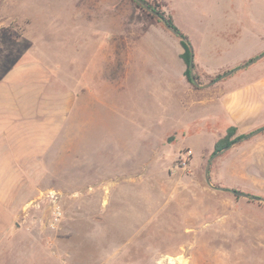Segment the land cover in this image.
<instances>
[{"label":"rangeland","instance_id":"obj_1","mask_svg":"<svg viewBox=\"0 0 264 264\" xmlns=\"http://www.w3.org/2000/svg\"><path fill=\"white\" fill-rule=\"evenodd\" d=\"M158 1L188 37L201 86L264 53V0ZM136 13L132 0H0V80L38 64L71 102L55 144L25 171L19 232L0 264H264V204L206 180L231 123L209 104L184 110L180 38L163 22L144 32ZM263 76L264 58L209 88ZM210 175L264 198V133ZM49 192L63 209L57 230Z\"/></svg>","mask_w":264,"mask_h":264},{"label":"crops","instance_id":"obj_2","mask_svg":"<svg viewBox=\"0 0 264 264\" xmlns=\"http://www.w3.org/2000/svg\"><path fill=\"white\" fill-rule=\"evenodd\" d=\"M54 83V77L38 64L17 67L0 80V256L5 239L19 232L25 171L49 153L71 105L64 95L58 96ZM229 87L184 85L187 100L183 108L189 111L199 104L212 105L205 112L209 117L223 116L231 123L228 128L235 126L240 132L263 124L264 76Z\"/></svg>","mask_w":264,"mask_h":264},{"label":"trees","instance_id":"obj_3","mask_svg":"<svg viewBox=\"0 0 264 264\" xmlns=\"http://www.w3.org/2000/svg\"><path fill=\"white\" fill-rule=\"evenodd\" d=\"M132 1L135 4L136 10H137V13L134 16V19L141 25L144 32L148 31V29L152 25H155V24L161 25L162 24V21L158 17L151 14L144 6H142L140 3H138L135 0H132ZM143 1L146 3V5L149 8H151L154 12L158 13L160 18H162L167 25L177 29L184 37H186L188 39V37L185 36L177 28V26L174 23L173 18L170 15L166 14V11L164 10V8H165L164 2L158 1V0H143ZM180 44H181L182 48L184 49V52L180 55V58L183 60L185 66H186L184 76L186 77L187 82L192 87L198 89V86L192 80L191 72H190L192 50L189 47V45L181 39H180ZM195 69H196V66H195ZM195 75H196L197 80H200L199 76L197 74H195ZM243 136H245V135L239 134V129L237 127H235V126L229 127L226 131L225 136L216 141L213 154H215L216 152H218V151L222 150L223 148L229 146L230 144H232L233 142L242 138ZM237 198H239V197H237Z\"/></svg>","mask_w":264,"mask_h":264},{"label":"water","instance_id":"obj_4","mask_svg":"<svg viewBox=\"0 0 264 264\" xmlns=\"http://www.w3.org/2000/svg\"><path fill=\"white\" fill-rule=\"evenodd\" d=\"M138 3H140L142 6H144L148 11H150L151 13H153L154 15H156L159 19H161V21L164 23V25L166 26V28L171 31L174 35L178 36L181 40L185 41L189 47L192 50V57H191V63H190V72H191V77L193 82L197 85V86H201L196 77H195V55H194V51H193V47L189 41V39H187L186 37H184L177 29L167 25L164 20L162 18H160L159 14L154 12L151 8H149L146 3L143 0H136ZM264 58V53L259 55L258 57L251 59L250 61H248L247 63H245L244 65L237 67L236 69H233L231 71H228L227 73H224L223 75L219 76L217 79H215L214 81H212L210 84L205 85L204 87H210L213 86L221 81H223L224 79L234 75L237 72H240L246 68L251 67L252 65L256 64L257 62H259L261 59ZM264 133V127L257 129L255 131H253L252 133L243 136L242 138L238 139L237 141L233 142L232 144H230L229 146L223 148L222 150L216 152L215 154H213V156L211 157V159L208 162L207 165V170H206V180L207 183L210 187H212L215 190L218 191H223V192H228L231 193L233 195H235L236 197L239 198H245V199H249V200H253V201H257L259 203H263L264 204V198L256 196V195H252L250 193H246V192H242V191H238V190H234V189H227V188H223V187H217L212 183V179H211V175H210V170H211V166L213 161L218 158L219 156L223 155L224 153H226L227 151L231 150L233 147H235L236 145L250 140L252 138H254L255 136Z\"/></svg>","mask_w":264,"mask_h":264},{"label":"built area","instance_id":"obj_5","mask_svg":"<svg viewBox=\"0 0 264 264\" xmlns=\"http://www.w3.org/2000/svg\"><path fill=\"white\" fill-rule=\"evenodd\" d=\"M184 164L186 165L185 162ZM44 196L52 203L51 215H50L48 227L51 230H57L61 224L62 216H63V209L60 204V198L54 192L46 193Z\"/></svg>","mask_w":264,"mask_h":264}]
</instances>
